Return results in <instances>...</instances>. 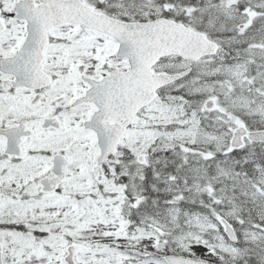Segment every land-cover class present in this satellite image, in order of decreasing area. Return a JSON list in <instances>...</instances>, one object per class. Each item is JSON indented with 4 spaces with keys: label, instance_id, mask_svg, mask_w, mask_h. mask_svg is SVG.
Returning a JSON list of instances; mask_svg holds the SVG:
<instances>
[{
    "label": "snow or ice",
    "instance_id": "snow-or-ice-1",
    "mask_svg": "<svg viewBox=\"0 0 264 264\" xmlns=\"http://www.w3.org/2000/svg\"><path fill=\"white\" fill-rule=\"evenodd\" d=\"M0 264H264V0H0Z\"/></svg>",
    "mask_w": 264,
    "mask_h": 264
}]
</instances>
